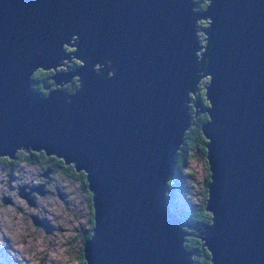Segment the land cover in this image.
<instances>
[{
  "label": "water",
  "instance_id": "obj_1",
  "mask_svg": "<svg viewBox=\"0 0 264 264\" xmlns=\"http://www.w3.org/2000/svg\"><path fill=\"white\" fill-rule=\"evenodd\" d=\"M205 2L0 0V157L84 171V264H195L165 188L204 77L211 218L195 237L210 264H264V0ZM70 58L81 65L56 71ZM38 69L55 70L45 95L30 88Z\"/></svg>",
  "mask_w": 264,
  "mask_h": 264
},
{
  "label": "rangeland",
  "instance_id": "obj_2",
  "mask_svg": "<svg viewBox=\"0 0 264 264\" xmlns=\"http://www.w3.org/2000/svg\"><path fill=\"white\" fill-rule=\"evenodd\" d=\"M205 24V20L198 21L199 27ZM198 33L199 43L203 44L200 31ZM183 156L185 166L179 174L178 171L176 173V168L173 172L176 189H173L174 193L169 203L177 216L187 208L195 207L200 201L206 174L203 160L198 155L188 158L185 154ZM2 166L0 163V190L6 179L2 174ZM31 168L36 169L35 166ZM189 169L193 171V175L188 176ZM11 175L14 178L10 181L13 187H7L6 191L12 196L13 202L0 206V264H80L78 258L79 246L82 245L80 235L87 224L85 206L80 194L73 191L69 185H60L69 196L68 205L58 200L40 202L36 213V209L31 206L27 208L19 205L14 194L15 186L22 182L23 177L28 176L29 172L25 171V175L21 176L13 173ZM179 180L183 183L181 186ZM30 214H38L41 224L39 219H32Z\"/></svg>",
  "mask_w": 264,
  "mask_h": 264
},
{
  "label": "flooded vegetation",
  "instance_id": "obj_3",
  "mask_svg": "<svg viewBox=\"0 0 264 264\" xmlns=\"http://www.w3.org/2000/svg\"><path fill=\"white\" fill-rule=\"evenodd\" d=\"M205 26L206 24L203 27ZM200 34L202 35V38H204L201 31H200ZM198 36H199V33L197 32V37ZM71 60H69L68 62H71ZM68 62L66 63V67L70 71H73L78 66L77 65L73 67ZM66 67L59 68L58 70L62 73V71L67 70ZM54 73L55 71L52 73V75ZM51 77L52 76H50V78ZM45 81L46 80L42 79L43 84ZM44 87H48L49 89L50 88L56 89L53 82H50V84L48 85H43V88ZM197 90L194 92L193 95L190 96V102L188 105V111L190 114V126H193V124L195 123V120L198 119L199 115L206 114L205 108L207 106L204 107L201 104L200 102L201 90L199 88ZM190 105L192 106V110H191ZM196 152L199 157L202 156L200 154V151L196 150ZM25 154H27V156H23V157L17 156L16 154L14 159L9 160V163L2 161L0 158V163H2L3 165L1 169L2 173H6L5 174L6 179H4L3 188L0 190V206H4L3 203L11 204L13 202L12 196L10 195V193L6 191L7 187L8 188L13 187L12 184L10 183V181L14 180L11 173L16 174L17 176H21V175H25V171H28L29 175L26 177H23L24 178L23 181L18 183L14 188V194L19 202V205L21 204L22 206L27 207V208L31 206L34 209H36V213H37V209L39 207L40 202L49 203V202L58 200L62 202V204L68 205L69 196L66 195L64 188L60 187V185L64 184V185H69L73 191H77V193L80 194L82 201L84 203V206L86 203V206L88 208L87 210V208L85 207V213L87 215V218L90 217V213L92 215V210L89 209L88 198L85 197V194L82 193L80 189V187L82 186L84 182L82 180V175L79 171L74 170L71 165L64 164V162H62L60 159L53 157V156H46L43 154L42 161H40L39 159H36L35 161L34 160L31 161V159H35L37 156L40 157L39 153H35L34 157L33 156L28 157L29 154L28 153H25ZM185 156H186V153H185ZM22 159L30 160L32 163L22 160ZM30 166L31 167L35 166L36 169L34 168L32 169ZM29 168H31L32 170ZM84 197L86 198L85 200H84ZM30 216L32 219H36V220L39 219V222L41 224V220L38 214H35V215L30 214ZM88 221L89 222L86 224V226H88L90 229V223H91L90 218H88ZM86 231H88L87 227L84 228V231L82 230L83 233H85Z\"/></svg>",
  "mask_w": 264,
  "mask_h": 264
},
{
  "label": "trees",
  "instance_id": "obj_4",
  "mask_svg": "<svg viewBox=\"0 0 264 264\" xmlns=\"http://www.w3.org/2000/svg\"><path fill=\"white\" fill-rule=\"evenodd\" d=\"M194 1V5H195V10L196 11H200L202 10L205 5L206 2L205 0H193ZM203 23V22H202ZM204 24V23H203ZM65 49L69 50L68 48L65 47ZM70 65L77 66L79 65V61L78 60H71ZM55 70H47V71H43V70H36L34 71L30 78V88L34 91H39L42 95H45L46 93H48L49 88L44 89L43 85H48L50 84V82H53L52 77L50 78V76H52V73ZM42 79L46 80L44 82V84L42 83ZM77 78H72L71 81L67 82V84H64L62 87L67 90V91H73L75 89V87L77 86ZM202 81V82H201ZM208 81V77H204L201 78L200 82L198 83V88L201 90V99L200 102L204 107H208V101L206 99V97L204 96V92H205V86L204 84L207 83ZM51 89V88H50ZM206 99V100H205ZM189 105V104H188ZM191 106V105H190ZM207 107L205 109H207ZM191 110H192V106H191ZM206 112V111H205ZM208 120V116H207V112L206 114H201L198 116V119L195 120V123L193 124V126H189L188 129L184 132L183 135V141L182 144L180 145L179 150L177 151V155H176V173L178 171H181V169L185 166L183 165V160L184 159V154L186 153V158L188 157H193L194 155H197L196 150L200 151V154L202 155L200 158L203 160V164L205 166L206 169V174L204 176L203 182L204 185L202 187V191H201V199L199 202L196 203L195 207L193 208H187V210H184V212H180L178 213L180 218L183 219H187L190 226H194L195 229L193 228H185V231L187 232V234L184 236V247L190 251L191 253H194L191 255L192 260L194 261L195 264H210V255L209 252L206 250L205 247L201 246V241L195 237V234L198 231H201L205 226H207L210 223V218L211 215L209 212L205 211L204 207H205V200H206V185L208 183L209 179V168H208V164L206 162V158H205V153H206V143L208 142V139L205 138V136L202 134L201 131V125L205 122H207ZM40 157L37 156L35 159H31V161H35L36 159H39L40 161H42L43 159V153L42 152H38ZM17 156H27V154H25L22 151H18ZM21 154V155H20ZM29 156H35V152H29L28 153ZM2 161L9 163V160H7V158L5 157H0ZM57 158V157H56ZM60 159V158H58ZM25 161H28L30 163H32L30 160L27 159H22ZM61 160V159H60ZM62 161V160H61ZM63 162V161H62ZM82 175V180H83V184L80 187L81 192L85 194V197L88 198V203H89V209L92 210L91 208V203H90V198H91V194L87 188V181L85 179V174L84 171H79ZM188 176L193 175V171L191 169H189L187 171ZM174 183H176V178L173 176L172 179H170L167 184H166V188H165V196L168 200V202L170 203V199H171V195L173 192V189H176L174 187ZM183 184L180 180H179V184ZM180 184V186H181ZM185 187V186H184ZM187 193V192H186ZM84 196V195H83ZM84 197V200L86 199ZM189 198V197H187ZM171 206V205H170ZM85 207L86 203H85ZM172 208V207H171ZM88 210V208H87ZM90 228L93 226V211H92V215L90 213ZM87 218V223L89 222ZM88 228V231H86L85 233H81L80 238L82 241V245L79 246V262L80 264H84V258H83V252H82V247H83V243L86 239H88V237L90 236V229L88 226H86ZM84 231V229H83ZM188 233H190L191 235H188Z\"/></svg>",
  "mask_w": 264,
  "mask_h": 264
},
{
  "label": "clouds",
  "instance_id": "obj_5",
  "mask_svg": "<svg viewBox=\"0 0 264 264\" xmlns=\"http://www.w3.org/2000/svg\"><path fill=\"white\" fill-rule=\"evenodd\" d=\"M65 47L67 48L68 46H64V49H65ZM68 49H69V50L65 49V51H67V52H68V51H71L73 48H68ZM71 59H73V58H70L69 60H71ZM69 60H66V59L63 60V62H64L63 67H66V63H67ZM59 68H62V67H57V68H56V71H59V70H58ZM66 68H67V67H66ZM51 70H52V69H51ZM68 70H69V69L67 68V70H65V71H68ZM55 87H56V86H55ZM59 88L64 89L62 86L59 87ZM68 92H72V91H68ZM17 152H18V151H17ZM17 152H16V153H17ZM15 155H16V154H15ZM67 165H71V164H67ZM71 166H72V165H71ZM72 167H73V166H72ZM73 169H74V167H73ZM74 170H75V169H74ZM2 174H3L4 177H5V174H6V173H2ZM180 184H181V183H180ZM20 196H21V195H20ZM170 197H171V196H170ZM168 203H169V202H168ZM91 228H92V227H91ZM91 228H90V229H91Z\"/></svg>",
  "mask_w": 264,
  "mask_h": 264
},
{
  "label": "bare ground",
  "instance_id": "obj_6",
  "mask_svg": "<svg viewBox=\"0 0 264 264\" xmlns=\"http://www.w3.org/2000/svg\"><path fill=\"white\" fill-rule=\"evenodd\" d=\"M198 91V90H197Z\"/></svg>",
  "mask_w": 264,
  "mask_h": 264
}]
</instances>
